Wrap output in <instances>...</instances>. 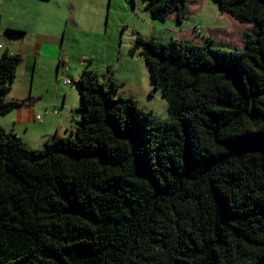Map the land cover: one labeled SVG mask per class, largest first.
Returning a JSON list of instances; mask_svg holds the SVG:
<instances>
[{"label": "trees", "instance_id": "obj_1", "mask_svg": "<svg viewBox=\"0 0 264 264\" xmlns=\"http://www.w3.org/2000/svg\"><path fill=\"white\" fill-rule=\"evenodd\" d=\"M212 1L257 28L243 50L132 49L168 118L86 70L68 136L33 150L0 123V264H264V0ZM143 2L188 19L189 0ZM21 62L0 54V119L21 105L7 99Z\"/></svg>", "mask_w": 264, "mask_h": 264}, {"label": "crops", "instance_id": "obj_2", "mask_svg": "<svg viewBox=\"0 0 264 264\" xmlns=\"http://www.w3.org/2000/svg\"><path fill=\"white\" fill-rule=\"evenodd\" d=\"M204 1L189 0V13L191 9H202ZM112 3L113 0H0V54L9 51L20 55L21 63L25 61L28 64L27 77L23 82L25 94H7L8 100L21 103L0 119L7 132L16 134L31 148H41L48 141L68 136L73 131L70 121L79 117V104L73 106L69 103L72 101L70 94L75 89H72L74 85L64 82H78L86 70L96 73L99 80L107 85L113 81L123 88L129 86L124 76L116 74L120 68L115 66L113 58L106 60L103 67L99 63L102 58L99 53L104 52L105 56L109 52L107 44H99L97 38H105L109 32L110 22L106 19L110 18ZM170 19L177 22L175 16ZM197 27L204 34L202 26L196 23L189 32L190 36L184 33L185 37L181 30H174L179 37L175 39L202 42L195 36ZM205 36L209 37L208 34ZM131 54L135 56L137 53ZM66 72L71 75L70 79L64 78L68 76ZM17 80L18 74L14 86ZM140 84L141 87L138 86ZM142 84L143 78L137 77L131 84L136 89L130 88L129 95L132 96L129 97L137 100L135 91L142 88ZM76 102L77 98L72 101L73 104ZM54 109H59L57 115L51 112ZM38 116H41L40 120Z\"/></svg>", "mask_w": 264, "mask_h": 264}, {"label": "rangeland", "instance_id": "obj_3", "mask_svg": "<svg viewBox=\"0 0 264 264\" xmlns=\"http://www.w3.org/2000/svg\"><path fill=\"white\" fill-rule=\"evenodd\" d=\"M193 10L191 9L188 19L183 25H178V23L172 19L166 20L164 23L155 21L151 14L145 10L143 0H113L110 18L106 19L108 23L110 22L109 32L104 36L105 38H97L99 44L106 43L109 48L107 55L103 56L104 52L99 53L102 56L101 62H99L102 64L101 67H103V65L105 66L104 62L106 60L113 58L115 66L120 68L116 71V74L121 77L124 76L125 81H127V83L129 82L130 87H121L119 95L124 97L132 96L129 95L130 88L135 90L136 87L131 84L137 77L139 78L141 76V78H143V87L137 89L134 96L143 109L154 112L155 115L162 119L169 117V104L162 97L161 91L154 92L155 89L151 81L150 69L144 58L139 56V53L135 56L131 54L137 37H141L146 41L151 38H162L166 41H173L176 40L175 38H179L177 35L178 32L175 33L174 30H181L183 35L186 33L188 34L187 36H190L189 32L192 31L194 25L197 23L202 26L204 31L202 36H197L199 39H202L208 34L209 37L214 39L215 45L218 47L243 50L244 34L258 33L257 28L253 24H241L234 20L231 15L221 13L218 5L212 0H205L202 9ZM183 40L190 44H202L198 41H187L188 39L185 38ZM98 47L101 48L99 45ZM27 65L25 61L20 64L17 73L19 79L17 81L20 82L17 83L16 81V85L14 86L15 82L12 85L13 88L11 92H9L11 96L25 94L26 87L23 82L27 77ZM67 70L69 71V69ZM65 74L68 75L67 72ZM64 78L70 79L71 75ZM109 78L110 75L106 80L108 81ZM100 79L103 81V77ZM74 82L75 84H73L74 86L72 89L75 90L70 96L72 101H75L77 98L78 102L73 104L72 101H70L69 103L73 106H78V104L80 106L81 98L76 90L77 81ZM138 86L141 87V84ZM36 91L38 90L36 89ZM55 111L59 113V109H54L51 112L55 114ZM78 116L79 117L76 118L77 120L70 121V129L73 128V131L76 130L77 122L80 121V114H78ZM44 144L46 145V143ZM29 148L31 147L29 146ZM41 148L44 147L42 146ZM41 148L34 147L31 149L36 150Z\"/></svg>", "mask_w": 264, "mask_h": 264}, {"label": "built area", "instance_id": "obj_4", "mask_svg": "<svg viewBox=\"0 0 264 264\" xmlns=\"http://www.w3.org/2000/svg\"><path fill=\"white\" fill-rule=\"evenodd\" d=\"M196 33H197V34H201V29H200V28H197V29H196ZM64 83H65L66 85H73V84H74V82L71 81V80H66ZM55 114H58V112L55 111ZM38 119L40 120V119H41V116H38Z\"/></svg>", "mask_w": 264, "mask_h": 264}, {"label": "water", "instance_id": "obj_5", "mask_svg": "<svg viewBox=\"0 0 264 264\" xmlns=\"http://www.w3.org/2000/svg\"><path fill=\"white\" fill-rule=\"evenodd\" d=\"M154 92H156V90Z\"/></svg>", "mask_w": 264, "mask_h": 264}]
</instances>
